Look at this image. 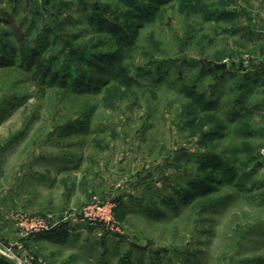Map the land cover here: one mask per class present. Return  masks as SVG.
I'll list each match as a JSON object with an SVG mask.
<instances>
[{
    "label": "rangeland",
    "instance_id": "374dc122",
    "mask_svg": "<svg viewBox=\"0 0 264 264\" xmlns=\"http://www.w3.org/2000/svg\"><path fill=\"white\" fill-rule=\"evenodd\" d=\"M263 148L264 0H0V264H264Z\"/></svg>",
    "mask_w": 264,
    "mask_h": 264
},
{
    "label": "built area",
    "instance_id": "2783aa9c",
    "mask_svg": "<svg viewBox=\"0 0 264 264\" xmlns=\"http://www.w3.org/2000/svg\"><path fill=\"white\" fill-rule=\"evenodd\" d=\"M260 157L264 160V148L260 150ZM112 206L109 204H95L89 208V210L85 213L87 217H95L97 219H101L107 221L111 218L109 213L111 212ZM47 225L43 220L38 221L34 224L32 222L26 231L23 232L24 236H27L32 233L41 232L43 230H47ZM19 264H33L30 257L27 254H23L20 256Z\"/></svg>",
    "mask_w": 264,
    "mask_h": 264
},
{
    "label": "trees",
    "instance_id": "16d2710c",
    "mask_svg": "<svg viewBox=\"0 0 264 264\" xmlns=\"http://www.w3.org/2000/svg\"><path fill=\"white\" fill-rule=\"evenodd\" d=\"M109 32H115V33H120L124 39H127L128 37H132L135 38L137 36V32L130 34H126L125 31L123 29H121V27H119L118 25H114L112 28H108ZM198 189L193 190L192 192H189L191 194V197L196 196V194L198 193ZM201 193V192H200Z\"/></svg>",
    "mask_w": 264,
    "mask_h": 264
}]
</instances>
